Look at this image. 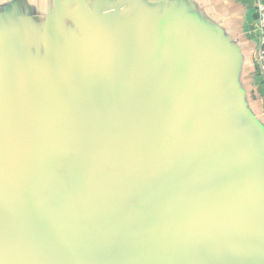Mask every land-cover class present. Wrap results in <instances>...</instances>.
<instances>
[{
	"label": "water",
	"instance_id": "95a60500",
	"mask_svg": "<svg viewBox=\"0 0 264 264\" xmlns=\"http://www.w3.org/2000/svg\"><path fill=\"white\" fill-rule=\"evenodd\" d=\"M257 71L206 0H0V264H264Z\"/></svg>",
	"mask_w": 264,
	"mask_h": 264
},
{
	"label": "crops",
	"instance_id": "0c3cea01",
	"mask_svg": "<svg viewBox=\"0 0 264 264\" xmlns=\"http://www.w3.org/2000/svg\"><path fill=\"white\" fill-rule=\"evenodd\" d=\"M206 2L230 25L233 34L240 39L244 48L249 52L251 64L253 62L259 69L257 53L260 47V31L256 0H206ZM249 68H251L250 65ZM252 83L258 87L264 101V83L261 76Z\"/></svg>",
	"mask_w": 264,
	"mask_h": 264
},
{
	"label": "built area",
	"instance_id": "2783aa9c",
	"mask_svg": "<svg viewBox=\"0 0 264 264\" xmlns=\"http://www.w3.org/2000/svg\"><path fill=\"white\" fill-rule=\"evenodd\" d=\"M256 13L259 22L260 47L257 53L260 76L264 83V0H256Z\"/></svg>",
	"mask_w": 264,
	"mask_h": 264
},
{
	"label": "rangeland",
	"instance_id": "374dc122",
	"mask_svg": "<svg viewBox=\"0 0 264 264\" xmlns=\"http://www.w3.org/2000/svg\"><path fill=\"white\" fill-rule=\"evenodd\" d=\"M259 76H260V70L258 69V71L256 72V78L259 77Z\"/></svg>",
	"mask_w": 264,
	"mask_h": 264
}]
</instances>
